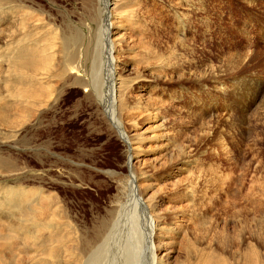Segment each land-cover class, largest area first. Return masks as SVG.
Returning a JSON list of instances; mask_svg holds the SVG:
<instances>
[{
	"label": "rangeland",
	"instance_id": "obj_1",
	"mask_svg": "<svg viewBox=\"0 0 264 264\" xmlns=\"http://www.w3.org/2000/svg\"><path fill=\"white\" fill-rule=\"evenodd\" d=\"M97 3L0 0V264H38L36 243L8 229L3 207L13 191L40 201L44 225L62 224L55 235L66 244L46 264L264 259V0H111L114 75ZM27 8L59 29L62 59L83 57L92 86L44 77L49 98L32 118L19 94L23 73L9 69ZM132 174L154 220L176 229L152 236L154 261ZM123 206L115 251L92 256L89 232Z\"/></svg>",
	"mask_w": 264,
	"mask_h": 264
},
{
	"label": "bare ground",
	"instance_id": "obj_2",
	"mask_svg": "<svg viewBox=\"0 0 264 264\" xmlns=\"http://www.w3.org/2000/svg\"><path fill=\"white\" fill-rule=\"evenodd\" d=\"M97 4H98L99 9L107 17L106 25L104 27V34L107 37L106 39L108 42L107 49L110 50L108 53L109 63L111 64L109 65V69L112 71V74L114 75V68L112 67V65L115 64V59L112 57V51L115 49L116 44L112 41L110 42V39H109L110 33L112 32L111 31L112 25L110 24V18H113L114 14L109 11V6H114L117 4H114V5L111 4V0H98ZM25 14H27V17L26 16H25L26 18L24 16L23 17L25 18V20L26 19L27 20L23 22L26 24V25L24 24L23 48L19 56H17L16 54L12 55V57L9 60V69L14 70V71H21L23 73V79L21 82V89L19 90V94L21 95L23 103L25 104L24 108L26 107L28 116H31L32 112H34L36 109L37 110L40 109V107H42V105L44 104V101H46V99L49 98L48 97V95L50 94L49 89L44 88V84H45L44 77H46L47 80L53 79V80H56V82L58 81V84L59 85L61 84L63 87L71 83L79 85L80 87H83L85 89H88L89 87H92V86L91 84H89V73L84 67V59L82 56L79 57V56H76L75 54H72L66 60L61 58L60 47H59V36L61 35V33L59 32V29H56L55 27H52V26L51 28H49L50 24H48L47 18L44 16L42 11L39 12V15L37 18L35 16L33 9L31 8H27V13L25 12ZM124 17L128 18V17H131V15L125 14L123 15V18ZM83 29L90 30L89 24H86ZM79 30L82 31L81 29ZM12 42L15 44L14 40ZM16 42L18 44V41ZM11 45L13 46V44ZM17 50H19V48H17ZM33 51H35L38 56H35L32 53ZM115 83H116V80H115ZM113 85H114V79H113ZM116 91L121 92V84L118 85V88L116 89ZM99 99L101 100V98ZM34 114L37 115V113L35 112ZM119 132H120V136L127 142V145L131 146L130 140L128 141V139L122 133V131H119ZM1 168L2 166L0 165V169ZM131 177H132V182L130 184V187L132 188V192L130 193L133 197V201H137L138 204L141 205V207H143L147 213H149V218H148L149 220L148 221L149 222V237L148 238L149 239L147 243L151 249V255L153 259L152 261H154L156 259L155 252L158 250V247H155L152 241V236L154 235L155 237L159 238V236L166 235L176 229L170 228L169 225L161 224V221L158 222L159 220L157 222H156V219L154 220L153 218L154 216L151 215L152 208L150 207L149 204L144 203V198L140 194V190L134 182V179L137 177L133 174ZM9 194H10V197L8 198V201L10 200L9 201L10 203L8 202V204L3 207L5 208L3 209V212L4 213L7 212V215L9 216L7 217L4 213H3L4 215L2 213L1 215L6 216V218L14 221V223L9 222L8 224V229H10V232L12 234H16L21 241H23L24 239H28L32 243H36L37 246L32 251V259L33 260L36 259L38 264H46L45 260L43 259V256H46V257L51 256V258L53 257L52 259H56L58 257L57 249L59 250V247L66 244L65 238L61 239L57 235H55V233L60 229L62 224H60L59 228L58 226L44 225L41 219L42 218L41 216L43 215H40L42 211L39 212L40 210L35 209V208H38V205L35 206L34 202L35 201L38 202L39 200L35 199V201H29L28 199L29 197L26 194L19 196L17 195L16 191L15 192L13 191L12 193L10 192ZM47 208L48 206H46V209ZM124 208L125 207L123 206L121 210H119L117 213L114 212L117 214V216L115 214L114 217L110 221L108 220V218L100 221L99 225L97 227H94L89 232V252L92 256L94 253L92 251L100 250L101 248L107 247L106 245H108L109 247L108 252L112 247H113L112 249L114 250V247H116V244H115L116 239L114 235L116 234L118 228L120 227V224L122 220L124 219V216L127 215L126 213H128V212H125V210H127V208L129 207H126V209ZM126 217L128 218V216ZM57 228L58 230L56 231ZM43 231L48 232L46 234L47 237L45 236V234L43 235ZM6 236H7V239L10 237L9 235H6ZM55 236H57L56 239L58 242L54 245V247H51L48 249L44 248V250L40 248V245L50 246L48 245V243L50 242H47V241L51 237L54 238ZM11 237L15 239V236H11ZM7 241H9V239ZM7 241L5 242L7 243ZM86 243L87 242H85V244ZM11 244L12 242H10V244L8 243L7 245L6 244L5 245L9 247V245ZM14 249L16 250V248ZM0 252H1V249H0ZM22 252L28 253L27 248H25ZM1 255H0V263H2L1 262L3 260L2 258L5 257V256L3 257V254ZM13 255H14V252H13ZM10 259L12 258L10 257ZM5 260L6 259H4V261ZM263 260L264 259H262V257L257 254L254 258V263L256 261L255 264H264ZM89 262H90V259H89ZM249 264H252V263L249 262Z\"/></svg>",
	"mask_w": 264,
	"mask_h": 264
}]
</instances>
